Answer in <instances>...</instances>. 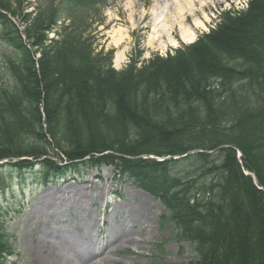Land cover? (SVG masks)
Segmentation results:
<instances>
[{"label":"trees","instance_id":"16d2710c","mask_svg":"<svg viewBox=\"0 0 264 264\" xmlns=\"http://www.w3.org/2000/svg\"><path fill=\"white\" fill-rule=\"evenodd\" d=\"M16 3L0 0V8L22 16ZM106 5L61 0L57 10L32 21L22 16L30 22L28 39L42 53L40 73L18 27L0 12L2 44L10 50L6 73L13 79L0 88V159L45 155L51 144L77 158L109 150L159 157L212 152L142 160L151 171L143 188L157 195L177 239L198 254L194 264H264L257 253L264 247L258 188L264 189V153L240 140L248 127L261 125L264 134V0H252L239 15L223 13L215 30L172 56H155L138 68V51L120 72L111 66L112 52H95L92 39L84 38L91 25L78 19L80 11ZM61 21L60 39L46 45L50 24ZM221 146L240 150L243 164L236 150ZM243 170L256 175L257 186ZM5 237L0 224L6 254Z\"/></svg>","mask_w":264,"mask_h":264},{"label":"rangeland","instance_id":"374dc122","mask_svg":"<svg viewBox=\"0 0 264 264\" xmlns=\"http://www.w3.org/2000/svg\"><path fill=\"white\" fill-rule=\"evenodd\" d=\"M238 1L169 0L167 5H162L163 12H158L160 20L167 27L160 30L158 37L150 44L154 37L153 22L159 15L152 14L158 10L154 0H109L103 14L96 12L98 14L89 16L94 20L89 36L94 38L96 49L114 51L113 67L122 70L123 62H129L135 56L138 43L143 51L141 60H148L154 55H169L183 45H189L181 40L179 26H176L175 14L178 9L184 12L188 8L196 10L192 17L186 15V19L182 20L185 25L194 26L200 21L204 23V28L195 29L197 40L215 27L223 13L237 11ZM21 2L22 11H32L34 16L39 10L47 8L52 0ZM29 4H32L33 9H29ZM15 22L22 25L19 18ZM21 28L24 30V27ZM167 29L169 32L173 30L172 36L165 31ZM40 36L42 40L43 34ZM117 54L120 55L119 64L114 61ZM8 56L9 50L0 44V85L7 87L11 83V77L4 75ZM41 70L40 67L39 72ZM261 129V125L253 129L248 127L240 136V140L244 142L258 144L254 152L259 154L264 153V134L260 135ZM77 157L79 156L65 155V159H57L49 156L42 162V167L22 163L20 167H15L19 163L15 160V166L9 165L0 170V223L6 226L5 234L8 235L11 246V250H7L8 255L3 253L4 248L0 246V264H35L38 257V254H33V247L37 243L36 235L47 224L49 228H61L66 225L74 227L79 223H94V217L89 215L93 214L101 222L103 216L109 217V228H104V233H109V229L114 227L117 231L125 232L131 226L127 228L124 220L133 211L141 214L140 220L145 224V230H148L147 233L136 227L134 236L138 239L140 232L142 237L149 236L151 239L147 245H131L126 255L119 256L125 264L131 260L133 264H194L199 261L198 254L190 244L176 238L174 227L163 224L164 208L157 195L152 196L143 188L148 178L146 174L151 172L145 171L148 168L141 162L143 159H127L126 156L117 159L86 157V160H93L85 165L71 167L79 164L74 160ZM155 159L151 161L160 162L158 160L162 158ZM10 160L12 157H6L3 162ZM238 162L243 164L242 160L238 159ZM44 205H54L56 209L42 212ZM72 217L78 220L75 221ZM99 228L102 229V226ZM104 233L98 236L103 238ZM257 253L264 259L263 246H260Z\"/></svg>","mask_w":264,"mask_h":264},{"label":"bare ground","instance_id":"6f19581e","mask_svg":"<svg viewBox=\"0 0 264 264\" xmlns=\"http://www.w3.org/2000/svg\"><path fill=\"white\" fill-rule=\"evenodd\" d=\"M169 0H154L158 6V10L152 14L155 16L157 13L163 12L161 10L162 5H167ZM197 1V0H196ZM184 12L181 9L176 11V26H179V35L181 40L186 44H192L195 41L196 30L205 27L203 22H196L194 26L185 25L182 23L183 19H186V15L193 16L196 10L188 8ZM159 14V13H158ZM185 16H184V15ZM153 22L152 33L154 37L150 41L155 40L158 37V32L162 29H166V25L163 20H160V14ZM169 28V27H168ZM174 27H172L173 29ZM196 29V30H195ZM169 32V29L165 30ZM169 36L173 35V30L168 33ZM115 63H120V55H116ZM149 198V197H148ZM150 199V198H149ZM148 199V200H149ZM151 201V200H150ZM153 201V200H152ZM154 202V201H153ZM59 205V204H57ZM54 205H44L41 209L42 212L55 210ZM60 210V209H59ZM94 217V223H79L74 227L72 225H66L61 228L53 226L48 227L49 224L45 225L43 230L37 233V243L33 247V254H38L35 259V264H125L119 256L126 255L128 248L131 245L140 247L147 245L150 242V237H142L139 232V238L134 236L135 228L139 230H145V224L140 220L141 214L133 211L124 220V225L128 228V231H117L116 228H110L109 233H104L105 230L99 228L101 221L98 217L93 214H89ZM84 225V226H83ZM92 225V226H91ZM86 226V227H85ZM96 226V227H95ZM97 228V229H96ZM97 234H96V231ZM82 231V233L80 232ZM148 233V230H145ZM123 232V233H122ZM78 235L76 236V234ZM104 233L105 236L102 238L98 235ZM101 258V259H100ZM133 264L131 260L129 263Z\"/></svg>","mask_w":264,"mask_h":264},{"label":"water","instance_id":"95a60500","mask_svg":"<svg viewBox=\"0 0 264 264\" xmlns=\"http://www.w3.org/2000/svg\"><path fill=\"white\" fill-rule=\"evenodd\" d=\"M193 153H197V152H193Z\"/></svg>","mask_w":264,"mask_h":264}]
</instances>
